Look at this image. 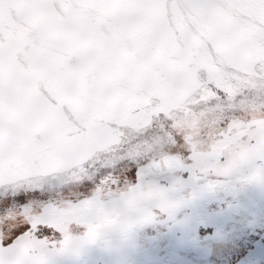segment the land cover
Segmentation results:
<instances>
[{"label": "snow or ice", "instance_id": "6c2138e0", "mask_svg": "<svg viewBox=\"0 0 264 264\" xmlns=\"http://www.w3.org/2000/svg\"><path fill=\"white\" fill-rule=\"evenodd\" d=\"M249 112L264 114V0H0V197L83 180L124 148L193 177L244 170L264 187L255 139L212 164L200 153ZM214 189L209 181L191 198ZM155 192L102 224L90 222L91 201L4 207L0 264H57L187 203ZM54 208L79 210L81 222L66 230ZM80 227L83 236H69Z\"/></svg>", "mask_w": 264, "mask_h": 264}, {"label": "rangeland", "instance_id": "374dc122", "mask_svg": "<svg viewBox=\"0 0 264 264\" xmlns=\"http://www.w3.org/2000/svg\"><path fill=\"white\" fill-rule=\"evenodd\" d=\"M249 115L253 119L241 123L225 141L200 147L204 163L212 164L217 152L241 156L247 150L245 138L264 144V114ZM164 155L187 154L169 148ZM109 177L116 183H104ZM209 181L215 189L192 199L193 192ZM155 189H167L171 198H184L187 203L175 208L171 219L168 213H161L155 223L119 229L106 242L60 257L57 264H264V187L252 182L244 170L230 176L193 177L188 171L169 168L161 154H137L124 148L112 163L93 169L83 180L0 197V210L59 200L91 201L90 222L102 224L106 217L123 221L140 200L154 199ZM50 215L66 230L82 219L75 208H54ZM86 232V227H80L69 231V236Z\"/></svg>", "mask_w": 264, "mask_h": 264}]
</instances>
